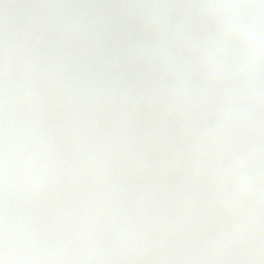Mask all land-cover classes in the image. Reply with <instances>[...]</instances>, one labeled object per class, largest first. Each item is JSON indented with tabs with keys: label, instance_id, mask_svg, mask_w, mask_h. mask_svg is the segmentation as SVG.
I'll return each instance as SVG.
<instances>
[{
	"label": "rangeland",
	"instance_id": "rangeland-1",
	"mask_svg": "<svg viewBox=\"0 0 264 264\" xmlns=\"http://www.w3.org/2000/svg\"><path fill=\"white\" fill-rule=\"evenodd\" d=\"M140 1L0 0V76L26 81L5 119L22 137L0 164V183L38 164V213L51 223L48 233L28 223L0 264H78L128 232L173 250L177 264H264V97L227 145L197 143L190 126L218 98L223 68L264 69V0H167L189 32L183 86L151 106L88 109L69 65L89 50L101 17ZM187 170L205 189L194 205L179 198ZM130 187L138 196L131 213ZM57 196L72 201L75 222L50 214Z\"/></svg>",
	"mask_w": 264,
	"mask_h": 264
},
{
	"label": "water",
	"instance_id": "water-1",
	"mask_svg": "<svg viewBox=\"0 0 264 264\" xmlns=\"http://www.w3.org/2000/svg\"><path fill=\"white\" fill-rule=\"evenodd\" d=\"M187 34L165 0H145L136 7L106 16L99 26L93 50L74 66V78L83 102L92 108L111 107L127 101L156 99L165 89L181 86L187 61ZM23 89L19 75L0 78V115L6 114L10 95ZM264 95V71L253 64L227 67L221 77L220 96L204 106L194 123L199 141L227 144L244 112ZM4 114V115H5ZM20 133L0 123V162L19 140ZM37 165L28 168L11 186L0 185V250L35 214ZM190 202L201 199L203 190L191 172L182 179V195ZM130 209L137 196L129 190ZM53 212L64 222L76 220V212L65 198H58ZM48 230L46 216L37 219ZM82 264H176L171 251H159L140 236L128 233L112 240Z\"/></svg>",
	"mask_w": 264,
	"mask_h": 264
},
{
	"label": "flooded vegetation",
	"instance_id": "flooded-vegetation-1",
	"mask_svg": "<svg viewBox=\"0 0 264 264\" xmlns=\"http://www.w3.org/2000/svg\"><path fill=\"white\" fill-rule=\"evenodd\" d=\"M24 233V232H23ZM23 233H22V235H23Z\"/></svg>",
	"mask_w": 264,
	"mask_h": 264
}]
</instances>
